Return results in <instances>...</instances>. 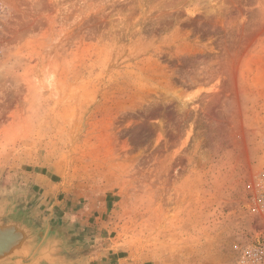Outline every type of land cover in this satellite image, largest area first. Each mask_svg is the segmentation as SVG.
Returning a JSON list of instances; mask_svg holds the SVG:
<instances>
[{"label":"rangeland","instance_id":"obj_1","mask_svg":"<svg viewBox=\"0 0 264 264\" xmlns=\"http://www.w3.org/2000/svg\"><path fill=\"white\" fill-rule=\"evenodd\" d=\"M8 222L2 264H264V0H0Z\"/></svg>","mask_w":264,"mask_h":264},{"label":"water","instance_id":"obj_2","mask_svg":"<svg viewBox=\"0 0 264 264\" xmlns=\"http://www.w3.org/2000/svg\"><path fill=\"white\" fill-rule=\"evenodd\" d=\"M16 226V225H15ZM13 222L0 224V264L7 257L19 252V249L26 241V232L19 233Z\"/></svg>","mask_w":264,"mask_h":264},{"label":"built area","instance_id":"obj_3","mask_svg":"<svg viewBox=\"0 0 264 264\" xmlns=\"http://www.w3.org/2000/svg\"><path fill=\"white\" fill-rule=\"evenodd\" d=\"M245 254H247L251 260L260 259L264 255V243L258 246H253L248 251H245Z\"/></svg>","mask_w":264,"mask_h":264},{"label":"bare ground","instance_id":"obj_4","mask_svg":"<svg viewBox=\"0 0 264 264\" xmlns=\"http://www.w3.org/2000/svg\"><path fill=\"white\" fill-rule=\"evenodd\" d=\"M15 225H16V226H15ZM14 226L16 227L17 230H20L19 233L22 234V233H25V232H26L25 228L20 227L18 224L14 223ZM13 256H15V255H13ZM16 256H17V255H16Z\"/></svg>","mask_w":264,"mask_h":264},{"label":"flooded vegetation","instance_id":"obj_5","mask_svg":"<svg viewBox=\"0 0 264 264\" xmlns=\"http://www.w3.org/2000/svg\"><path fill=\"white\" fill-rule=\"evenodd\" d=\"M13 223H16V222H13ZM16 224H18L20 227H23L24 228V226H22L21 224H19V223H16ZM26 230V229H25Z\"/></svg>","mask_w":264,"mask_h":264}]
</instances>
